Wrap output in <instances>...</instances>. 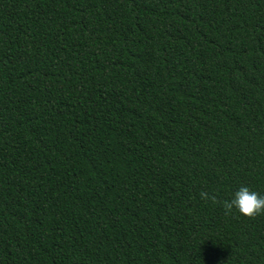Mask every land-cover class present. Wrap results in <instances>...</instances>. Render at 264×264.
<instances>
[{
  "label": "trees",
  "instance_id": "obj_1",
  "mask_svg": "<svg viewBox=\"0 0 264 264\" xmlns=\"http://www.w3.org/2000/svg\"><path fill=\"white\" fill-rule=\"evenodd\" d=\"M0 264H264V0H0Z\"/></svg>",
  "mask_w": 264,
  "mask_h": 264
}]
</instances>
